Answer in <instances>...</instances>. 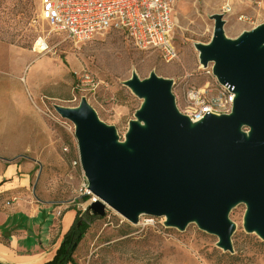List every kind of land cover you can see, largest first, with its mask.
Listing matches in <instances>:
<instances>
[{"label":"rangeland","instance_id":"obj_1","mask_svg":"<svg viewBox=\"0 0 264 264\" xmlns=\"http://www.w3.org/2000/svg\"><path fill=\"white\" fill-rule=\"evenodd\" d=\"M33 1L34 20L25 24L13 0H0V161L34 166L29 180L33 200L52 209L57 223L69 208L85 221L87 228L74 247L73 263L264 264V241L243 228L244 204L228 214L234 225L231 253L217 247L218 238L194 223L178 230L165 226L164 217L140 215L133 224L110 208L104 217L93 218L87 209L93 196L84 192L87 181L74 125L54 109L74 108L84 99L122 141L142 102L124 85L132 73L145 79L153 72L170 80L182 109L188 106L191 89L216 93L218 82L206 74L210 64L199 63L195 44L210 41L213 16L225 3L231 8L223 16L227 38L264 23V0H169L178 52L170 63L156 52L138 49L117 29L74 45L40 18L39 0ZM38 37L47 45L40 53L33 50ZM22 260L15 262L47 261Z\"/></svg>","mask_w":264,"mask_h":264},{"label":"water","instance_id":"obj_2","mask_svg":"<svg viewBox=\"0 0 264 264\" xmlns=\"http://www.w3.org/2000/svg\"><path fill=\"white\" fill-rule=\"evenodd\" d=\"M223 26V16L214 15L210 41L195 49L199 63L210 64L218 84L234 94L229 114L191 122L176 107L171 81L153 72L124 82L142 102L122 141L84 99L74 108L54 106L74 125L94 197L89 215L104 217L110 208L133 224L140 215L164 217L178 230L194 223L231 253L228 214L244 204V230L264 241V23L233 39Z\"/></svg>","mask_w":264,"mask_h":264},{"label":"built area","instance_id":"obj_3","mask_svg":"<svg viewBox=\"0 0 264 264\" xmlns=\"http://www.w3.org/2000/svg\"><path fill=\"white\" fill-rule=\"evenodd\" d=\"M230 11L229 4L225 3L219 14L226 16ZM39 16L74 45L102 31L117 29L124 32L138 49L156 52L167 63L177 59L169 0H39ZM46 49L44 38L38 37L33 50L40 53ZM206 74L212 76L211 65ZM187 99L188 106L183 109L175 99L176 107L191 122H197L208 114H229L234 94L218 84L214 94L191 89ZM84 192L90 194L86 186Z\"/></svg>","mask_w":264,"mask_h":264},{"label":"crops","instance_id":"obj_4","mask_svg":"<svg viewBox=\"0 0 264 264\" xmlns=\"http://www.w3.org/2000/svg\"><path fill=\"white\" fill-rule=\"evenodd\" d=\"M33 168L30 163L0 161L1 263L16 264L19 258L27 263L37 257L36 262L49 260L75 217L73 209H67L57 223L52 209L33 200L29 188Z\"/></svg>","mask_w":264,"mask_h":264},{"label":"trees","instance_id":"obj_5","mask_svg":"<svg viewBox=\"0 0 264 264\" xmlns=\"http://www.w3.org/2000/svg\"><path fill=\"white\" fill-rule=\"evenodd\" d=\"M13 5L17 7L19 11L22 13L23 16L22 18H24L25 24H29L34 20L33 0H13ZM28 29H30V27H28ZM1 40L4 41L3 39ZM5 42H9V41H5ZM24 43H21L20 45H24ZM87 198L88 196H84V199ZM72 209L73 208H69L68 210H72ZM78 222H80V224L77 226ZM86 228H87V224L85 223V221L82 220L81 217H79V213L76 212L72 224L63 234L61 243L58 246V248L55 250L52 258L41 264H74L72 259V254L74 249L72 250V247L74 243H76L77 245L78 242L81 240L83 233H85L86 231ZM0 264L3 263L0 262Z\"/></svg>","mask_w":264,"mask_h":264},{"label":"bare ground","instance_id":"obj_6","mask_svg":"<svg viewBox=\"0 0 264 264\" xmlns=\"http://www.w3.org/2000/svg\"><path fill=\"white\" fill-rule=\"evenodd\" d=\"M46 44V43H45ZM92 200V199H91ZM40 260V257H37V258H34L33 259V262H36V261H39Z\"/></svg>","mask_w":264,"mask_h":264}]
</instances>
